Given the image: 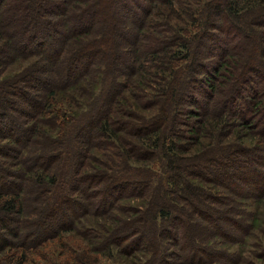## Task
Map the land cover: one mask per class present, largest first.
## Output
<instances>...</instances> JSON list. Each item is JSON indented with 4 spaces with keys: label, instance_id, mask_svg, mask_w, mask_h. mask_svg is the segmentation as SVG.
<instances>
[{
    "label": "trees",
    "instance_id": "16d2710c",
    "mask_svg": "<svg viewBox=\"0 0 264 264\" xmlns=\"http://www.w3.org/2000/svg\"><path fill=\"white\" fill-rule=\"evenodd\" d=\"M0 264H264V0H0Z\"/></svg>",
    "mask_w": 264,
    "mask_h": 264
},
{
    "label": "rangeland",
    "instance_id": "374dc122",
    "mask_svg": "<svg viewBox=\"0 0 264 264\" xmlns=\"http://www.w3.org/2000/svg\"><path fill=\"white\" fill-rule=\"evenodd\" d=\"M22 64H23V63H19L18 65L13 66V67L11 68V70H9V72H7V73H11V72L17 70L18 67H19L20 65H22ZM23 65H25V64H23Z\"/></svg>",
    "mask_w": 264,
    "mask_h": 264
}]
</instances>
